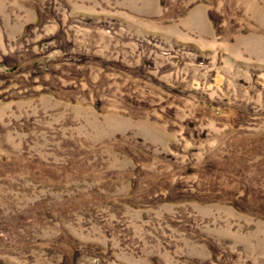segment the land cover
I'll use <instances>...</instances> for the list:
<instances>
[{
	"label": "rangeland",
	"instance_id": "rangeland-1",
	"mask_svg": "<svg viewBox=\"0 0 264 264\" xmlns=\"http://www.w3.org/2000/svg\"><path fill=\"white\" fill-rule=\"evenodd\" d=\"M0 264H264V0H0Z\"/></svg>",
	"mask_w": 264,
	"mask_h": 264
}]
</instances>
